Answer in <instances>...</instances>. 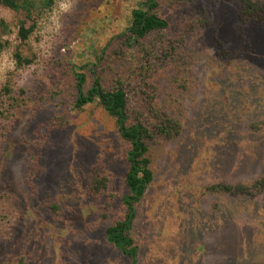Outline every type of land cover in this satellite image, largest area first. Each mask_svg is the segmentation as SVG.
Segmentation results:
<instances>
[{
    "label": "rangeland",
    "instance_id": "obj_1",
    "mask_svg": "<svg viewBox=\"0 0 264 264\" xmlns=\"http://www.w3.org/2000/svg\"><path fill=\"white\" fill-rule=\"evenodd\" d=\"M144 1L59 0L25 41L18 16L0 9L9 24L0 57V264H129L106 241L110 220L101 215L112 200L111 216H122L126 147L97 101L75 107L72 72L83 68L84 90L95 77L114 87L116 36ZM157 2L175 51L149 81L180 128L148 147L153 181L135 205L136 264H264V195L210 189L264 176V128H250L264 119V22L238 24L237 0ZM125 61L132 122L147 91L129 77L135 57ZM100 157L108 186L95 199L87 180Z\"/></svg>",
    "mask_w": 264,
    "mask_h": 264
},
{
    "label": "trees",
    "instance_id": "obj_2",
    "mask_svg": "<svg viewBox=\"0 0 264 264\" xmlns=\"http://www.w3.org/2000/svg\"><path fill=\"white\" fill-rule=\"evenodd\" d=\"M59 0H0V9H9L19 18L17 27L18 37L21 41L29 38L34 30L35 21L42 15L51 11ZM186 5H193L198 0H178ZM203 1V0H200ZM239 10L236 18L241 26L250 23L260 24L264 22V0H237ZM157 0H145L141 7L132 10L128 27L116 36L113 55L116 58L110 65L109 76H117L118 81L111 89L102 86V78L95 77L89 89L84 90L86 75L83 68L73 69L72 76L76 90L75 107L81 109L85 105L97 101L103 111L114 120L116 135L126 147L124 154L125 172L123 183L127 194L120 198L122 204V216H111V201L104 205L102 216L110 220V225L105 229L106 241L120 252L129 264H136L138 248L131 237L135 220V205L143 198L148 186L153 181V173L147 159L148 147L155 137L173 139L178 135L180 125L173 120L171 109L163 103V107L155 100V85L149 79L157 69L165 62H171L175 47L173 40L165 34L167 22L157 14ZM210 8L202 7V29L211 24L209 19ZM31 22L27 27L26 23ZM9 24L0 19V57L7 48L9 42L3 35L7 32ZM166 45H170L167 49ZM164 51H166L164 53ZM127 53L135 57L136 66L129 77H135L138 85L143 88L141 97L144 103L138 107L137 114L130 122V108L128 105V93L123 84ZM222 55V54H220ZM18 58V55H16ZM127 75V74H126ZM128 76V75H127ZM124 79V80H123ZM149 90V92H148ZM143 117V118H142ZM250 128L258 131L264 128V119L253 122ZM103 158L100 157L90 169L87 189L91 196L100 199L106 195L108 179L101 174ZM213 191H220L230 197H248L253 199L257 195H264V176L250 181L239 182L234 185L217 184L210 187ZM55 204L51 209H55Z\"/></svg>",
    "mask_w": 264,
    "mask_h": 264
}]
</instances>
